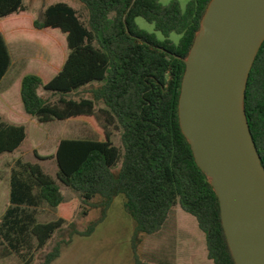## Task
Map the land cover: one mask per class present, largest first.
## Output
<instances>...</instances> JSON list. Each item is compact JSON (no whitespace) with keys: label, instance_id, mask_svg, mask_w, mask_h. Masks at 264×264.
Segmentation results:
<instances>
[{"label":"trees","instance_id":"16d2710c","mask_svg":"<svg viewBox=\"0 0 264 264\" xmlns=\"http://www.w3.org/2000/svg\"><path fill=\"white\" fill-rule=\"evenodd\" d=\"M78 1L87 12V26L64 3L48 6L40 18L33 19L23 0H0V82L11 64L9 40L37 41L27 33L38 32L43 34L42 45L56 48L57 42L49 37L56 33L45 31L58 30L66 50L62 60L49 54L48 64L29 63L10 86L6 102L23 113L14 121H82L99 135L95 140L59 141L54 155L56 179L76 192L85 206L97 197L102 199L100 222L114 198H125L124 211L135 223L134 264H147L135 254L137 236L157 234L177 205L195 218L205 238L207 259L212 264H235L218 198L197 167L178 119L184 60L211 0H191L184 9L177 0L167 5L160 0ZM138 18L152 25L154 33L140 29ZM95 83L99 86L91 91L93 99L67 98ZM41 92L59 99L51 103ZM95 102L105 106L101 113L107 123L121 131V148L112 144L111 133L100 123ZM243 104L264 169V41L251 68ZM25 139L22 125L8 124L0 117V156L13 154ZM9 187V207L0 219V245H6L21 264H30L34 247H44L66 222L64 196L38 164L20 159L11 169ZM41 206L53 210L57 220L37 223L35 212ZM94 229L91 225L80 236L88 237ZM60 251L57 244L41 264H52Z\"/></svg>","mask_w":264,"mask_h":264},{"label":"water","instance_id":"95a60500","mask_svg":"<svg viewBox=\"0 0 264 264\" xmlns=\"http://www.w3.org/2000/svg\"><path fill=\"white\" fill-rule=\"evenodd\" d=\"M264 0H211L184 60L178 119L219 201L235 264H264V169L244 112Z\"/></svg>","mask_w":264,"mask_h":264},{"label":"rangeland","instance_id":"374dc122","mask_svg":"<svg viewBox=\"0 0 264 264\" xmlns=\"http://www.w3.org/2000/svg\"><path fill=\"white\" fill-rule=\"evenodd\" d=\"M170 1L172 0H160V3L167 5ZM177 1L184 9L191 0ZM56 3H64L72 7L81 22L87 26V12L78 0H23L28 17L33 19L40 18L48 6ZM136 24L140 29L154 33L153 26L143 19H136ZM45 32L60 34L58 30L49 29ZM56 34L49 35L57 42L56 48L42 45L40 40L43 34L38 32L34 35L27 33V37L33 36L37 41L9 40L7 47L11 64L0 82V93L15 83L18 74L29 63L46 61L49 54L57 60L65 58L64 38ZM156 35L162 39L159 33ZM171 39L177 41L178 36L172 35ZM45 44L53 43L46 41ZM98 86L96 83L92 84L67 98L75 101L93 99L91 91ZM41 94L51 103H56L59 99L48 93L41 92ZM103 110L105 106L101 102H95V111L100 123L105 125L111 133L112 144L121 148V131L113 124L107 123L106 117L101 113ZM20 125L26 130L25 141L13 154L0 156V219L9 207L10 173L19 159L25 163L38 164L45 174L57 182L64 196L62 216L66 218L62 228L44 247H34L30 264H41L45 255L57 244L61 246L60 256L52 264H134L132 239L135 223L124 211L125 198L121 195L114 198L104 219L100 222L102 199L97 197L91 201V206H85L76 192L63 186L56 179L57 165L54 155L59 141L63 139L95 140L100 138L99 135H96L90 126L82 121H52L40 124L35 119L28 121L23 119ZM35 154L46 160L37 159ZM35 217L39 224L57 220L53 210L46 206L39 207ZM91 225H95L93 233L88 237H81L80 234L85 233ZM135 254L140 261L147 264H212L207 259L205 238L198 229L195 218L185 213L178 205L171 209L168 219L157 234L137 236ZM0 264H21V261L15 254L9 252L6 245H0Z\"/></svg>","mask_w":264,"mask_h":264},{"label":"crops","instance_id":"0c3cea01","mask_svg":"<svg viewBox=\"0 0 264 264\" xmlns=\"http://www.w3.org/2000/svg\"><path fill=\"white\" fill-rule=\"evenodd\" d=\"M39 61L47 64L49 63L48 59L46 61L45 60H39ZM23 70L24 68L22 69V71ZM22 71L18 74V76L22 73ZM9 88L10 86H8L3 92L0 93V104H1L0 117L3 119L4 122L8 124L20 125L14 120L23 118L22 111L21 112L18 111L16 108L11 107L10 104L6 102L7 94H9ZM28 120H32V119H28Z\"/></svg>","mask_w":264,"mask_h":264}]
</instances>
